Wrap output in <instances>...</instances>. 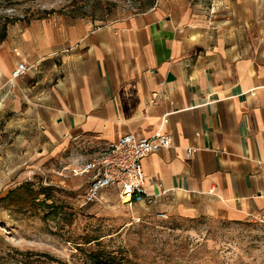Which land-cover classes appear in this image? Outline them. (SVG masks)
Listing matches in <instances>:
<instances>
[{"label": "crops", "instance_id": "obj_1", "mask_svg": "<svg viewBox=\"0 0 264 264\" xmlns=\"http://www.w3.org/2000/svg\"><path fill=\"white\" fill-rule=\"evenodd\" d=\"M0 112L57 149L165 134L171 147L141 161V203L157 196V211L183 219L264 218V0H157L102 26L14 22Z\"/></svg>", "mask_w": 264, "mask_h": 264}, {"label": "rangeland", "instance_id": "obj_2", "mask_svg": "<svg viewBox=\"0 0 264 264\" xmlns=\"http://www.w3.org/2000/svg\"><path fill=\"white\" fill-rule=\"evenodd\" d=\"M156 1L0 0V30L4 22L46 16L102 26L146 12ZM17 130L9 127L8 113L0 112V199L29 184L41 192L38 201L45 205L21 208L0 202V264H92L88 254L97 250L125 258L122 264H264V218L183 219L146 203L122 204L115 191L84 205L86 178L74 176L72 169L101 149L86 144L57 149ZM86 239L91 242L84 244Z\"/></svg>", "mask_w": 264, "mask_h": 264}, {"label": "built area", "instance_id": "obj_3", "mask_svg": "<svg viewBox=\"0 0 264 264\" xmlns=\"http://www.w3.org/2000/svg\"><path fill=\"white\" fill-rule=\"evenodd\" d=\"M23 64H18L10 74V80L18 79L27 72ZM156 99L151 96V101ZM171 147V139L165 134H155L149 138L128 134L116 142H108L91 159L72 169L77 177H86V186L82 198L84 205L93 204L99 195L114 189L118 200L129 206L138 204L145 197V178L141 161L147 156ZM195 150L185 149L190 157ZM149 204H158L157 196Z\"/></svg>", "mask_w": 264, "mask_h": 264}, {"label": "trees", "instance_id": "obj_4", "mask_svg": "<svg viewBox=\"0 0 264 264\" xmlns=\"http://www.w3.org/2000/svg\"><path fill=\"white\" fill-rule=\"evenodd\" d=\"M11 24L12 23H10L9 25ZM8 26L6 22H4L2 25V28L0 30V44L6 37V30ZM41 196V192L34 191L29 184H24L18 188L8 191V193L2 199H0V202H6L10 206H17L21 208L27 206L43 207L45 205L44 202L38 201L39 197ZM90 242V240L86 239L84 244H89ZM88 256L92 264H122L127 262L123 257H117L102 250L90 252Z\"/></svg>", "mask_w": 264, "mask_h": 264}]
</instances>
